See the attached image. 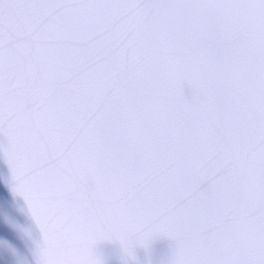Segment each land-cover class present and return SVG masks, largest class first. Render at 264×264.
<instances>
[{"label":"snow or ice","instance_id":"6c2138e0","mask_svg":"<svg viewBox=\"0 0 264 264\" xmlns=\"http://www.w3.org/2000/svg\"><path fill=\"white\" fill-rule=\"evenodd\" d=\"M0 136L34 264H264V0H0Z\"/></svg>","mask_w":264,"mask_h":264},{"label":"water","instance_id":"95a60500","mask_svg":"<svg viewBox=\"0 0 264 264\" xmlns=\"http://www.w3.org/2000/svg\"><path fill=\"white\" fill-rule=\"evenodd\" d=\"M186 94L190 95L191 90L185 89ZM6 143L4 137L0 136V144ZM9 175V169L0 154V204L5 202H11L15 205L13 215L19 225L24 229H31L34 236L39 239L38 231L35 230L31 220L18 211V207L23 205L22 201H14L8 194L4 179ZM0 242L7 245H15L19 249L25 259L26 264H34V258L32 256L33 244L28 239L21 240L17 234V230L7 220H0ZM175 244L173 241L167 238H158L153 241L150 247L145 250L144 248L136 249V257L138 264H169L174 252ZM97 255H99L105 262V264H126V258L119 244L104 243L98 246L96 249ZM0 264H8V257L4 254H0Z\"/></svg>","mask_w":264,"mask_h":264},{"label":"clouds","instance_id":"9594fccd","mask_svg":"<svg viewBox=\"0 0 264 264\" xmlns=\"http://www.w3.org/2000/svg\"><path fill=\"white\" fill-rule=\"evenodd\" d=\"M15 209V205L11 202H5L0 204V220H7L12 225H17L15 227L17 230V234L21 240H24L25 237L23 233L19 230L23 228L19 223H17L15 216L13 215V211ZM0 254H4L8 257V264H26V259L23 253L13 245H7L3 242H0Z\"/></svg>","mask_w":264,"mask_h":264}]
</instances>
